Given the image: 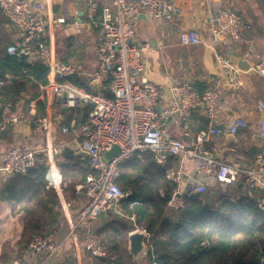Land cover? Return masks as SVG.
Segmentation results:
<instances>
[{"label":"built area","instance_id":"built-area-1","mask_svg":"<svg viewBox=\"0 0 264 264\" xmlns=\"http://www.w3.org/2000/svg\"><path fill=\"white\" fill-rule=\"evenodd\" d=\"M87 14L85 24L92 29H99L95 37V67L90 77L95 82L108 81V95L99 92L79 91L66 81L78 75L77 67L72 63L61 61L47 37V31L56 32L69 24L67 18L55 15L47 18L40 0H0V13L4 19L19 32L29 48L35 50L36 59L47 69V76L53 87L59 108H90L85 120L79 125V131L73 139L79 154V159L96 173L85 177L84 182L76 191L84 193L87 203L81 208L78 219L71 224L69 236L77 239V229L98 219L101 215L112 212L122 217V202H127L130 209L140 203L133 199L131 190H122L116 183L117 168L130 160L134 155L152 153L158 163H163L168 157L189 160L193 163L195 177L181 182V171L167 175L174 184L168 207L177 211L184 207L185 196L200 195L208 189L226 184L232 187L242 181L249 190H257L264 186V149L257 152L254 164L249 168L226 164L217 160L215 154L209 151L205 143L214 136L222 134L217 126L215 109L219 101L215 90H206L202 94L192 89L189 83L171 87L174 98L167 106L155 105L159 98V88L147 79L145 56L149 48L147 43H137L133 38L132 19L144 14L153 20H163L171 14L180 16L179 9L171 0H110L108 6L99 10L97 0H86ZM212 30L213 41L223 35L229 41L237 43L248 25L235 10L229 6L223 7L215 16ZM70 24L77 26L76 19ZM200 42L198 32L191 28L182 31L179 43L183 46H193ZM10 56L20 58L18 44L6 48ZM216 66L224 75L227 85L242 86L241 70L227 59L218 57ZM264 76V68H259ZM63 80V82L56 81ZM203 109L207 122L205 128L198 131L186 142L181 139H169L168 125L178 119L189 120L198 110ZM256 110L259 119L256 127L257 137L264 142V103L258 101ZM28 115L36 117L35 107L31 106ZM20 123V117L10 103L0 106V134L10 130ZM48 118L38 117L35 131L47 130ZM244 117L235 118L227 128V133L235 136L239 130L247 128ZM76 127L73 121L69 127H61V133L72 131ZM116 145L120 154L108 165L101 158V152ZM65 144L54 148L36 150L27 145L13 148L0 154V161L5 177L25 173L35 164L34 156L44 153L50 163H56ZM264 212V206L258 205ZM135 222L136 214L126 216ZM137 228V227H136ZM139 231H144L138 229ZM145 232V231H144ZM147 233V232H146ZM149 239V234L147 233ZM93 233L85 238V251L92 258H105L108 249ZM60 245L54 240L51 231L32 238L27 246L24 258H17L8 264H43L54 256ZM42 256V260L37 259ZM157 256L151 252L152 264Z\"/></svg>","mask_w":264,"mask_h":264},{"label":"crops","instance_id":"crops-1","mask_svg":"<svg viewBox=\"0 0 264 264\" xmlns=\"http://www.w3.org/2000/svg\"><path fill=\"white\" fill-rule=\"evenodd\" d=\"M40 1L44 7L45 17L51 18L55 15H61L69 21V24L59 31L48 30L47 37L56 56L65 63L72 62L77 67L76 79L80 81V85L75 86L80 92L108 93V81L95 82L90 77L95 67L94 31L90 30L85 23L83 25L78 23L77 26L70 24V21L76 19L77 16L76 10L72 9L74 2L79 0ZM97 1L102 6L110 4V0ZM127 1L131 2V0ZM171 1L179 9L180 16L171 14L166 19L153 20L141 13L131 22L135 41L149 45L144 63L147 79L159 88L160 94L155 105L160 107L169 105L174 98L171 87L178 84L189 83L192 89L199 94L206 90H215L219 96L215 116L217 126L222 130V134L211 137L205 146L221 162L241 168L252 167L255 155L264 149V142L256 134L259 119L256 103L258 101L264 103V76L259 73V68H264V0ZM225 6L231 7L240 14L248 25L247 30L244 31L237 43L229 41L223 35L216 37L217 42L213 41L212 30L215 24V16ZM191 28L198 32L200 42L193 46L181 45L179 43L180 33ZM14 44L19 45L20 53H23L29 62L38 61L35 50L28 47L23 36L0 13V56L6 52L8 46ZM218 57L227 59L237 67L239 61L246 62L247 70L238 67L241 70L242 86L233 87L226 84L224 75L216 66ZM47 80L46 85H40L15 80L11 76L5 75V81H0V106L3 103H10L20 117L18 125L0 134V154L24 145L36 150H43L54 148L58 144H65L60 156L55 158V164L50 163L48 156H45L43 152L34 156V161L39 156L37 161L45 164V179L49 187L57 194L60 204L56 210L62 216L60 224L50 230L55 242L60 245V249L43 264H91V256L85 251L87 234L93 233L98 237L112 233L111 223L116 218L127 219L126 216L129 215L124 214V216L119 217L112 212L105 213L98 219L77 229L76 240L69 236L70 226L78 219L81 208L87 203V198L84 193L76 191V188L81 185L78 184L74 191L76 196L70 201L65 200L63 189L68 183L63 181L59 167L63 163L65 152L71 151L74 156L79 157L73 139L90 108L88 111V107L80 109L71 121V123L76 122V127L72 130L75 132L74 138L67 141L60 140L61 127H69L70 125L66 126L62 122L60 115L62 109L58 106L49 76H47ZM23 82V90H20L19 84H23ZM8 84L15 89H10ZM38 102L41 103L42 108H36ZM31 106L35 107L36 117L28 115ZM80 116H82L81 122L78 121ZM239 116L246 119L248 126L239 130L235 136H231L227 133V128ZM38 117L48 118L50 125L46 131L44 128L35 131V122ZM205 120L203 109H198L187 121L178 119L172 121L167 127V135L169 139H181L190 142L198 131L205 128V123H203ZM149 154L154 157L155 162L159 165H162L167 159L161 164L157 162L154 154ZM83 162L87 168L91 169L85 161ZM175 167L176 171L180 170L181 175L186 176V179L195 177L194 166L191 161L177 158ZM2 169L0 161V190L7 181L5 175L2 174ZM235 187H239L241 193L256 198L258 205L264 206V186L258 187L257 190H249L240 181ZM126 219L123 221L127 222L128 227L125 236L127 247L128 234L134 229L137 230L138 219L132 223ZM23 227L24 213L12 211L6 202L0 201V264H8L17 258L25 257L26 245L19 244ZM104 229L107 231L101 232ZM147 243L148 240H146V251L148 252ZM107 246L111 245L108 244ZM146 257L147 255L138 264H146ZM42 259L40 256L37 262Z\"/></svg>","mask_w":264,"mask_h":264},{"label":"trees","instance_id":"trees-1","mask_svg":"<svg viewBox=\"0 0 264 264\" xmlns=\"http://www.w3.org/2000/svg\"><path fill=\"white\" fill-rule=\"evenodd\" d=\"M90 30L95 37L99 33V29ZM5 75L40 85L48 83L47 69L40 61L29 62L25 56L17 58L6 52L0 56V81H5ZM66 81L80 85L76 76ZM24 82L19 84L20 90ZM36 108H42L40 102ZM38 157L32 168L8 178L0 190V201L6 202L12 211L24 213L19 241L24 246L35 236L52 230L62 219L56 210L59 199L49 187L45 164L37 161ZM63 158L59 168L63 181L68 183L63 196L70 201L76 196L75 186L82 184L86 175L96 172L71 151L65 152ZM176 159L168 157L159 165L145 152L117 168L115 183L122 190H131L133 199L140 203L130 209L127 202H122L121 210L127 215L136 214L137 227L149 234L146 264H152L151 252L157 256L155 264H264V212L258 208L256 198L241 193L239 187L218 185L203 194L185 196L182 209L170 210L168 202L174 184L167 175L176 171ZM124 219L116 218L111 223L112 233L98 236L111 248L105 258L91 257V264H133L127 252L128 227Z\"/></svg>","mask_w":264,"mask_h":264},{"label":"water","instance_id":"water-1","mask_svg":"<svg viewBox=\"0 0 264 264\" xmlns=\"http://www.w3.org/2000/svg\"><path fill=\"white\" fill-rule=\"evenodd\" d=\"M237 65L240 69H248V65L244 61H239ZM81 117L82 116H80L78 120L79 122H81ZM119 154V148L116 145H112L109 150L102 151L100 155L105 165H108ZM2 174H4V170H2ZM147 238L148 235L144 231L134 230L128 234L127 252L131 256L134 264H138L142 260V258L147 255Z\"/></svg>","mask_w":264,"mask_h":264},{"label":"rangeland","instance_id":"rangeland-1","mask_svg":"<svg viewBox=\"0 0 264 264\" xmlns=\"http://www.w3.org/2000/svg\"><path fill=\"white\" fill-rule=\"evenodd\" d=\"M72 9L76 10V12H77L76 19H77L78 23L80 25H83L85 23V18H86V14H87V4H86V0L85 1L84 0H79V1L74 2V5H73V8ZM8 85H10V84H8ZM8 87L10 89H15V87H13L11 85L8 86ZM79 110H80V108H63L60 111V115H61L62 122H64V124L66 126L70 125L71 121L75 117V114ZM77 130H78V127H77ZM74 135H75V132L74 131H70L69 133H66V134H61L59 132V138H60V140H66L67 141V140L73 139L74 138ZM185 181H186V176L185 175H181V182H182V184L185 183ZM133 228H135V227L133 226ZM134 230H136V229H134ZM98 238L100 239V241H101V243L103 245L107 246L106 244H104V242L102 241L101 237H98Z\"/></svg>","mask_w":264,"mask_h":264}]
</instances>
